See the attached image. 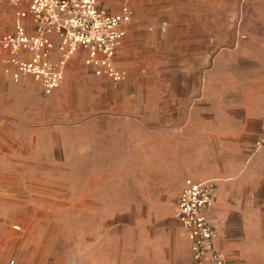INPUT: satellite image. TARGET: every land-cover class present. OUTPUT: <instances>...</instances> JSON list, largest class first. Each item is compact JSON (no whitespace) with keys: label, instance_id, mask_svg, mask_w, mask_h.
Here are the masks:
<instances>
[{"label":"rangeland","instance_id":"rangeland-1","mask_svg":"<svg viewBox=\"0 0 264 264\" xmlns=\"http://www.w3.org/2000/svg\"><path fill=\"white\" fill-rule=\"evenodd\" d=\"M122 1L107 0V7ZM130 1L136 8L133 41L119 57L130 78L118 84L125 92L111 113L163 112V82L171 80L193 88L200 109L212 97L228 99L240 112L264 114V0ZM5 30L0 24V34ZM64 82L46 95L32 77L15 82L0 65V123L24 124L23 134L34 131L32 144L21 142V128L0 144V209L8 215L0 257L10 264L28 238L53 243L54 264H195L184 249L160 251L154 243L132 241L137 250L128 255L129 236L150 226L179 225L177 196L163 195V176L143 163L101 168L97 140L111 101L104 109L96 84ZM52 132L54 162L48 159Z\"/></svg>","mask_w":264,"mask_h":264},{"label":"crops","instance_id":"crops-1","mask_svg":"<svg viewBox=\"0 0 264 264\" xmlns=\"http://www.w3.org/2000/svg\"><path fill=\"white\" fill-rule=\"evenodd\" d=\"M101 1L106 7H111L107 0ZM23 5L26 7V4ZM120 5L116 9L107 8L118 11ZM15 10L16 7L9 0H0V24L6 29L2 34L14 29ZM135 17L126 26V36L119 45L116 58L117 65L128 72L129 66L122 63L119 57L121 59L127 43L133 41L129 30ZM26 21L29 32L33 33L30 15ZM86 57L87 50L81 48L69 60L61 85L64 79V87L79 80L88 87L96 84L105 99L104 109L111 101L110 108H106L109 113L102 114L101 120L105 125L97 140L96 152L97 159L103 163L101 168H130L129 162H133L131 167L135 168V163H143L144 168L154 169V176H163V195L177 196V201L188 179L195 182L214 180L216 197L209 209V217L217 227L215 246L232 264H264V148L263 144L257 146V142L264 136V114L240 112L231 107L228 99L217 101L212 97L208 99L206 107L200 109V103L193 101V88L189 90L182 82L171 80L163 82V112L157 114L144 111L134 116L114 114L109 109L115 110V104L119 102L125 88L120 91V87L109 78L96 76L92 67L85 63ZM0 65L2 72L13 80L5 71L3 59H0ZM121 119L125 123L120 125ZM109 121L113 122L110 126ZM24 127V124L0 123V144L3 140L7 141L9 136L13 138L14 131H20L19 128L22 130L19 136L21 142L32 144L34 134L31 132L34 131L23 134ZM28 136L32 137L29 139ZM35 137L38 139L37 135ZM47 138L48 147L52 148L48 159L54 162V132L51 140L49 136ZM1 158L2 154L0 167L4 162ZM123 161L128 164L121 166ZM27 167L30 165L27 164ZM112 175L116 176L114 173ZM19 226L18 230L21 229ZM146 229L141 236L128 237V255L137 250L130 246L132 241L144 245L154 243L161 246L160 251L169 247L173 251L184 249L191 261L199 264L192 258V237L180 223L155 225ZM6 230L7 211L0 209V232L5 233ZM88 248L91 247L86 245V253ZM53 250V243L26 238L17 245L16 258L12 260L14 264H54L50 257ZM119 250L116 253L118 255ZM0 264H8L7 259L0 257Z\"/></svg>","mask_w":264,"mask_h":264},{"label":"built area","instance_id":"built-area-1","mask_svg":"<svg viewBox=\"0 0 264 264\" xmlns=\"http://www.w3.org/2000/svg\"><path fill=\"white\" fill-rule=\"evenodd\" d=\"M9 1L16 7L14 29L0 35V59L15 82L30 76L46 95H51L60 87L67 63L81 48L87 50L85 63L96 76H105L116 85L129 79L128 70L119 67L116 58L126 26L136 16L130 0L122 1L118 11L109 10L101 0ZM29 15L33 33L26 21ZM263 142L258 141L257 146ZM215 188L214 180L188 179L175 217L192 237L191 253L197 263L232 264L215 246L217 227L209 217Z\"/></svg>","mask_w":264,"mask_h":264}]
</instances>
